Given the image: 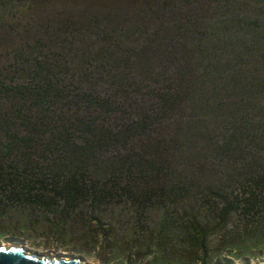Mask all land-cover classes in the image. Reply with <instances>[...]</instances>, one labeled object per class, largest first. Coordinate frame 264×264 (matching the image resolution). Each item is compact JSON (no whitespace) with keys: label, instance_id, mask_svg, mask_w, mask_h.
Listing matches in <instances>:
<instances>
[{"label":"trees","instance_id":"trees-1","mask_svg":"<svg viewBox=\"0 0 264 264\" xmlns=\"http://www.w3.org/2000/svg\"><path fill=\"white\" fill-rule=\"evenodd\" d=\"M74 2L16 32L0 65V217L55 236L82 219L115 258L105 218L118 204L136 210L137 236L149 206L176 215L143 257L172 240L207 254L199 210L221 239L264 236L229 221L264 210V0L54 6ZM11 3L0 0V27L13 32Z\"/></svg>","mask_w":264,"mask_h":264},{"label":"rangeland","instance_id":"rangeland-1","mask_svg":"<svg viewBox=\"0 0 264 264\" xmlns=\"http://www.w3.org/2000/svg\"><path fill=\"white\" fill-rule=\"evenodd\" d=\"M8 1L12 2L10 5L11 11L7 15V20H9L8 25L13 24L14 31H8L7 26L0 27V65L6 64L8 56L6 51H9L10 48L18 43L16 32L25 34V32L34 29L33 27L38 22V19L52 16L53 12H65L67 10L73 12L75 9L73 5H76V2H74L66 4L65 7L59 9L54 6L59 0ZM30 4V7H34L32 11H28L27 9ZM50 4L53 5L48 6ZM70 12L68 11V13ZM11 15L16 20L15 18H13L14 20L11 19ZM13 21H17L18 23L15 24ZM171 209L170 205L168 206V210L166 205L163 207L161 204L159 206H149L144 214L146 226L149 229L147 233L145 232L143 235L138 236L137 226L139 219L136 210L128 209L127 206L123 208L121 204L115 205L113 209L109 210L108 219L106 217L105 220L111 223L114 229L113 233L117 236L116 240H114L116 246L113 248L116 250L115 254L117 258L114 257V253L111 247H109L111 245L110 242L102 243V238L100 242H97L100 238L99 234H95L94 231L88 233L91 227L82 219H76L73 223L76 228L75 230H78L79 234L78 231L71 232L64 230L60 232V235L55 236L54 228L52 231H46L29 222L22 224L20 215H15L12 218L0 217V243L8 244L16 241L38 253L81 257L87 264H129V261H131V264L264 263V240L260 242L255 241L263 239L264 236L252 234L247 237L244 236L243 239H238L234 235L232 238H227L226 240L221 239L223 228L218 229L214 218L207 215L203 210H199V214L196 217L197 222L203 225L205 230L207 229V232H210V236H208L206 242L207 254L198 247L192 248L183 242H181V245H178L179 243H175L172 240L164 245L166 248H170V250L163 251L162 249H156L155 254L143 257L142 252L147 244V237L153 238L152 242L156 241L154 238L158 234H161L159 229L163 227V222L167 221L169 217H176V215H170L171 211H173ZM179 211L187 212L188 210ZM177 216L186 217L179 212ZM232 218H234L233 215L230 216V222ZM226 228H231V225ZM164 234L169 238H173L177 234V231L174 228H168ZM88 235L89 237L94 236L89 239ZM90 240H93L94 243ZM96 242L97 246H95ZM152 247L149 249L150 252H152ZM128 251H131V253L128 254ZM127 254L131 257L129 261H127Z\"/></svg>","mask_w":264,"mask_h":264},{"label":"water","instance_id":"water-1","mask_svg":"<svg viewBox=\"0 0 264 264\" xmlns=\"http://www.w3.org/2000/svg\"><path fill=\"white\" fill-rule=\"evenodd\" d=\"M0 264H87L81 257L38 253L19 242L0 243ZM264 264V263H261Z\"/></svg>","mask_w":264,"mask_h":264},{"label":"built area","instance_id":"built-area-1","mask_svg":"<svg viewBox=\"0 0 264 264\" xmlns=\"http://www.w3.org/2000/svg\"><path fill=\"white\" fill-rule=\"evenodd\" d=\"M233 217L237 218L240 226L244 225V223L246 222V220H245V218H246V219H249L252 221V222L249 221L251 225L259 224V225H257L258 227H261V228L264 227V210H261L258 214H255V215L250 214L249 216H246V217H243L241 215H235Z\"/></svg>","mask_w":264,"mask_h":264},{"label":"flooded vegetation","instance_id":"flooded-vegetation-1","mask_svg":"<svg viewBox=\"0 0 264 264\" xmlns=\"http://www.w3.org/2000/svg\"><path fill=\"white\" fill-rule=\"evenodd\" d=\"M24 245V244H23ZM25 246V245H24Z\"/></svg>","mask_w":264,"mask_h":264}]
</instances>
